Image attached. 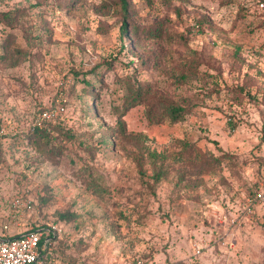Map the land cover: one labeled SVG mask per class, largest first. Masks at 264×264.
Masks as SVG:
<instances>
[{
	"label": "rangeland",
	"instance_id": "1",
	"mask_svg": "<svg viewBox=\"0 0 264 264\" xmlns=\"http://www.w3.org/2000/svg\"><path fill=\"white\" fill-rule=\"evenodd\" d=\"M246 1L0 0V215L36 205L9 235L58 224L59 264H264V18ZM129 81L149 91L118 113ZM56 104L63 130L29 141Z\"/></svg>",
	"mask_w": 264,
	"mask_h": 264
},
{
	"label": "built area",
	"instance_id": "2",
	"mask_svg": "<svg viewBox=\"0 0 264 264\" xmlns=\"http://www.w3.org/2000/svg\"><path fill=\"white\" fill-rule=\"evenodd\" d=\"M258 7L264 9V0L259 2ZM63 110L62 105L56 104L38 112L32 122L33 129L50 128L51 125L59 123ZM35 206L31 197L15 195L10 201L9 208L0 215V264H59L50 257L51 241L61 232L58 224L38 225L36 216L34 221L36 226H29L14 236L9 235L13 228H18L26 213L35 211ZM196 248L200 253L201 246L198 244Z\"/></svg>",
	"mask_w": 264,
	"mask_h": 264
},
{
	"label": "trees",
	"instance_id": "3",
	"mask_svg": "<svg viewBox=\"0 0 264 264\" xmlns=\"http://www.w3.org/2000/svg\"><path fill=\"white\" fill-rule=\"evenodd\" d=\"M260 1L261 0H247L246 2L242 3L240 9L244 13L246 12L247 14L252 15L253 17L259 16L262 19V18H264V9H261L258 7V4ZM125 4H126V2H125ZM259 17H257V18H259ZM15 19H16V13L13 11L0 12V22L3 25L7 24V25H4L6 27L9 25L11 27H13L14 26L13 23H14ZM205 21H206L205 19H198L195 22L194 26H196V28L198 30H202V28L204 27ZM123 31H126V25L123 26ZM189 69H190V71H193L194 67L191 66ZM77 77H78V74H77ZM81 81L84 83L85 94L89 97L90 96L94 97L95 92H94L93 88L91 87L92 80L83 77ZM146 90L149 91V89H146V88L144 89L140 85L136 86L135 84H133L132 81H129L128 82V95L125 98V100L123 101V103L121 105V109L119 110L118 113L123 112L124 109H127L133 103H137L138 101H140V99L142 98L143 92H145ZM241 90H242V88H241ZM43 109H45V108H42L40 111H42ZM185 113H186V111H185L184 107L173 106L167 110L166 115H167V118L169 120H171L172 122H178V121L184 119ZM63 125L64 124L53 125V127L51 129L44 128V127H36V128H34L33 131L30 132V135H28L29 141L31 140L34 143H38L37 138L39 140L47 139L46 141H49L51 133H53V132L59 133V131H62ZM217 160L219 161L220 159L217 158ZM60 237H61V235L57 234L56 238L54 240H52L51 243L53 244L54 242H57ZM45 253H46V251H45ZM46 254L49 255V253H46Z\"/></svg>",
	"mask_w": 264,
	"mask_h": 264
}]
</instances>
